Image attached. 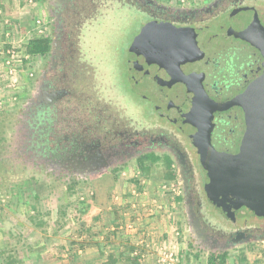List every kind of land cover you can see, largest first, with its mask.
I'll return each instance as SVG.
<instances>
[{
	"label": "flooded vegetation",
	"instance_id": "1",
	"mask_svg": "<svg viewBox=\"0 0 264 264\" xmlns=\"http://www.w3.org/2000/svg\"><path fill=\"white\" fill-rule=\"evenodd\" d=\"M40 7L49 49L12 119L6 159L65 188L162 161L189 246L209 256L260 243L264 191L226 215L207 187L234 170L247 132L244 97L264 74V0ZM105 24L119 33L98 42Z\"/></svg>",
	"mask_w": 264,
	"mask_h": 264
},
{
	"label": "crops",
	"instance_id": "2",
	"mask_svg": "<svg viewBox=\"0 0 264 264\" xmlns=\"http://www.w3.org/2000/svg\"><path fill=\"white\" fill-rule=\"evenodd\" d=\"M112 189L96 187L85 216L60 222L50 235L36 228L44 225L43 220L24 219L32 228H24L27 223L22 220L10 223L11 228L19 224L21 232L17 238L12 234L15 228L0 232V264H170L168 251L191 263L182 244L179 217L158 187ZM117 192L119 200L114 201ZM225 262L251 264L236 254Z\"/></svg>",
	"mask_w": 264,
	"mask_h": 264
},
{
	"label": "rangeland",
	"instance_id": "3",
	"mask_svg": "<svg viewBox=\"0 0 264 264\" xmlns=\"http://www.w3.org/2000/svg\"><path fill=\"white\" fill-rule=\"evenodd\" d=\"M40 2L41 0H0V24L5 21L12 24V28L15 30V39L25 36L36 19L45 22ZM118 33L117 28L105 24L102 26V32L98 33L97 41L113 39ZM38 63L39 55L33 56V65L31 66L33 74ZM30 79L28 77L26 82L23 81V88L20 89L19 97L13 106L0 108V232L4 233L9 230L8 232L11 233L10 223L16 224V220H22L21 222L25 223L26 221L23 220L28 219L31 223L42 222L43 220L44 225H39L36 228L39 230L42 227L50 235L58 230V224L61 225L60 222H65L69 218L85 216V209L88 206L86 204H89L88 201L94 199V194H97L96 187L106 190L113 188L112 190L116 191L127 187L135 188L136 186L158 187L161 194H164L163 196L168 199V205L172 206L174 214L176 213V216L179 217L182 244H185V252H187L188 260L191 261V263H185L181 261V258H178L180 261L176 264H206L208 256L188 245L184 220L177 204V185L174 184V181L172 182L173 177L172 179L169 178L167 171H165V164L161 160V162L159 161L160 164L150 166H143L142 164L143 167L129 164L124 172L105 176L83 186L65 188L15 167L6 159V156L10 154L11 122L26 93L25 90ZM138 109L144 110V108ZM117 194L118 192L113 194L114 198L112 197V199L114 201L119 200ZM29 223L24 228L34 227ZM19 227L21 226L17 224L11 228H15L12 231L13 235L16 234L14 238L20 236ZM242 252H246V255H242L244 254ZM170 253L176 255L168 251V255ZM232 254H236V257L241 258L243 262L264 264V243H253L230 250L227 257ZM171 263L174 264L173 261Z\"/></svg>",
	"mask_w": 264,
	"mask_h": 264
},
{
	"label": "water",
	"instance_id": "4",
	"mask_svg": "<svg viewBox=\"0 0 264 264\" xmlns=\"http://www.w3.org/2000/svg\"><path fill=\"white\" fill-rule=\"evenodd\" d=\"M247 132L235 168L222 179L211 178L208 197L224 214L230 215L258 203L264 191V74L247 91ZM264 243V237L258 240Z\"/></svg>",
	"mask_w": 264,
	"mask_h": 264
},
{
	"label": "built area",
	"instance_id": "5",
	"mask_svg": "<svg viewBox=\"0 0 264 264\" xmlns=\"http://www.w3.org/2000/svg\"><path fill=\"white\" fill-rule=\"evenodd\" d=\"M45 32V22L36 19L25 36L15 39L12 24L8 21L0 24V108L13 106L23 88V81L32 78L33 56L26 49L31 41L44 38ZM168 258L170 264L172 261L174 264L179 262L177 256L171 253Z\"/></svg>",
	"mask_w": 264,
	"mask_h": 264
},
{
	"label": "trees",
	"instance_id": "6",
	"mask_svg": "<svg viewBox=\"0 0 264 264\" xmlns=\"http://www.w3.org/2000/svg\"><path fill=\"white\" fill-rule=\"evenodd\" d=\"M49 49V43L48 39L46 38H40V39H35L31 41L28 46L26 51L32 55H43L45 54ZM172 179V177H169ZM228 252H224L222 254H214V255H209L207 257V262L206 264H225L226 258H227Z\"/></svg>",
	"mask_w": 264,
	"mask_h": 264
}]
</instances>
